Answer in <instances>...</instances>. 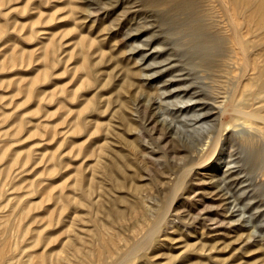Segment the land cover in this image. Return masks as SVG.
Returning a JSON list of instances; mask_svg holds the SVG:
<instances>
[{
	"label": "rangeland",
	"instance_id": "obj_1",
	"mask_svg": "<svg viewBox=\"0 0 264 264\" xmlns=\"http://www.w3.org/2000/svg\"><path fill=\"white\" fill-rule=\"evenodd\" d=\"M244 100L264 0H0V264H264Z\"/></svg>",
	"mask_w": 264,
	"mask_h": 264
},
{
	"label": "bare ground",
	"instance_id": "obj_2",
	"mask_svg": "<svg viewBox=\"0 0 264 264\" xmlns=\"http://www.w3.org/2000/svg\"><path fill=\"white\" fill-rule=\"evenodd\" d=\"M251 10H254V6L253 4H251ZM204 25L202 23H198L196 24L195 28H196V34L198 35V40H200L203 36V34L201 33V28L203 27ZM206 42H209V43H212V44H216V40L215 39H205ZM206 62L207 65H209V61L210 59L207 57V60L205 59L204 60ZM163 92L164 94L165 93H168V91L166 89H163ZM187 95V92H183L182 95H181V104H186L187 102H190V101H193V102H196L197 100L194 99L193 97H185ZM166 100V99H165ZM253 101V100H251ZM254 103L251 102L249 103L247 100H244V101H241L238 105H236L234 108H233V121H238V123L232 125L230 122H226L225 125L226 126H231L233 127L234 129H236V132L239 133V132H245L249 135V136H252L253 134V128H252V125H251V120L252 118H257V119H260L261 121L264 122V117L261 116L259 114V110L257 108H252L251 109V106L253 105ZM198 105H201L199 111L196 110L194 108V106H186V108L184 109H176V111L178 112H185L188 111L187 109H189V111L191 112V116L193 118V122H192V129H202L204 128V119L206 118L207 114L206 112H202L200 110H202L206 105L204 104H198ZM197 105V106H198ZM221 109V108H220ZM229 109V108H228ZM226 109H221V115H223L225 113ZM246 120H250V121H246ZM166 121V120H165ZM246 121V122H245ZM170 125V124H169ZM224 125V123L221 124V126ZM236 127V128H235ZM208 138V137H207ZM226 171L223 172V174H225Z\"/></svg>",
	"mask_w": 264,
	"mask_h": 264
}]
</instances>
